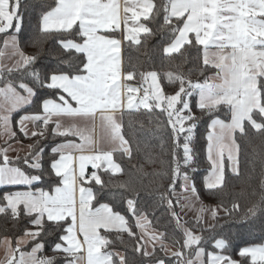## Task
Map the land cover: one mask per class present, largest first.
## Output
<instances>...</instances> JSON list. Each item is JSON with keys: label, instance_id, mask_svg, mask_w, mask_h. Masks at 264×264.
Here are the masks:
<instances>
[{"label": "snow or ice", "instance_id": "snow-or-ice-1", "mask_svg": "<svg viewBox=\"0 0 264 264\" xmlns=\"http://www.w3.org/2000/svg\"><path fill=\"white\" fill-rule=\"evenodd\" d=\"M22 4L0 0V216L24 221L20 235L0 239V264H128L126 255L108 250L112 233L121 242L126 233L151 264H243L249 258L264 264V244L239 248L241 260H235L226 254L225 237L206 242L203 236L217 228L205 225L206 215L216 221L221 211L231 216L239 210L238 202L230 208L204 202L222 191L226 168L239 175L237 135L248 128L264 133V0H124L123 9L119 0H55L38 18V31L54 37L53 48L34 41L35 52L23 42ZM121 33L137 46L168 33L162 54L202 50L199 67L189 75L163 73L175 86L167 93L157 71L125 68ZM192 71L202 82L190 78ZM137 76L140 83H130ZM141 109L159 113L170 141L160 145L162 171L155 175L167 183L158 186L151 213L139 192L104 200L112 181L103 176L123 172L114 154L133 156L124 116ZM202 123L210 170L201 188L195 165ZM24 139L32 142L20 155ZM159 206L181 239L152 229L149 216ZM185 209L195 213L192 226L180 215ZM245 217L264 223V197Z\"/></svg>", "mask_w": 264, "mask_h": 264}, {"label": "trees", "instance_id": "trees-1", "mask_svg": "<svg viewBox=\"0 0 264 264\" xmlns=\"http://www.w3.org/2000/svg\"><path fill=\"white\" fill-rule=\"evenodd\" d=\"M55 0H23L22 10L24 12V39L25 49L28 52H35L36 47L33 46L34 41H41L43 48L48 50L53 48L52 41L54 37L44 38L38 31V18L42 10L48 6H54ZM159 3V0H157ZM154 30L157 25H151ZM2 38V36H0ZM168 38V33L157 34L154 37L147 38L146 42L140 46L124 41L122 55L123 64L126 69L134 67L137 72L155 70L162 75V83L164 90L167 93L175 91V86L169 85L167 80L163 78V73L172 71H183L185 75H189V68H197L202 57V50L186 49L184 57L175 55L171 58L165 57L162 54V44ZM56 54L59 49H54ZM185 57L189 61L184 62ZM180 65V68H176ZM209 72L207 75H211ZM190 78L193 81L203 80L198 71H192ZM135 80H140L137 76ZM197 116L200 115L198 110H194ZM221 118L225 116V110L220 112ZM159 113H148L141 109L137 113L124 116V134L129 139L132 145V159L122 157L119 153L114 154L117 163H120L123 172L115 176L105 174L103 179L111 183L104 189V200L119 202L122 198L132 196L134 192H139L141 205L147 202V210L151 213L153 205L156 204L158 197L155 192L161 183H167L155 173L162 171V166L159 163L161 147L164 143H169L168 130L163 126V118L159 117L161 123L157 126V118ZM141 122L143 127H141ZM207 134L206 123L200 124L197 131V160L196 165L199 171L196 173L198 186L203 187V178L210 170L209 162L207 161L204 146L206 141L204 137ZM58 139V138H57ZM32 141L24 139L23 144H29ZM239 144V175L233 174L226 168V182L220 193L213 197H205L204 202L208 205H217L221 201L224 206L231 207L233 202H238L240 207L238 212H233L231 216H227L223 211L219 213V219L213 221L217 225L215 233L211 231L203 232L205 241H210L213 235L217 238L225 237L231 247L228 249V255L235 260H241L238 255V250L241 247L262 244L264 243V223L261 218H246L247 210L253 205L259 204L261 198L264 197V133H257L251 128H248L247 135H237ZM166 150V149H165ZM24 155V154H21ZM47 159V157H46ZM122 183L127 184V188H122ZM15 190V189H12ZM123 206V205H121ZM177 211H180L179 208ZM182 212H180L181 215ZM184 213V212H183ZM182 217V216H181ZM188 218V219H187ZM189 226H192L193 217H187ZM151 227L157 232H166L169 237L175 232L177 239H181V233L175 231V222L171 220L167 210L163 206L156 207L154 215H150ZM246 221V222H245ZM206 225V224H205ZM223 225V227H219ZM24 226V221L19 223L13 221L9 217L0 216V239L3 236L15 237L21 234ZM134 231L136 229L134 228ZM196 231L199 233V229ZM116 233L110 234L109 238L113 241L108 246V250L120 251L128 260V264H151L149 258L143 257L136 253L134 249L135 242L126 234H121L123 239H116ZM172 250H176V245L171 243V239L166 241ZM208 250H212L211 243H206ZM50 254V253H49ZM163 255V253H158ZM243 264H251L250 258L243 261Z\"/></svg>", "mask_w": 264, "mask_h": 264}, {"label": "crops", "instance_id": "crops-1", "mask_svg": "<svg viewBox=\"0 0 264 264\" xmlns=\"http://www.w3.org/2000/svg\"><path fill=\"white\" fill-rule=\"evenodd\" d=\"M119 3H120V5H121V9H123V5H124V0H119ZM122 33L120 34V36H121V39H122ZM123 43H124V41H123V39H122V49H123ZM123 54V53H122ZM122 59H123V55H122ZM202 82V81H201ZM130 83H132L133 85H138L139 83H140V80L138 81V80H133V81H131ZM24 145H25V148H24V150H27V144H25L24 143ZM22 153H20V155H21ZM10 155H13V156H15L16 155V153H10ZM77 155H78V153H77ZM115 159V158H114ZM116 161V160H115ZM117 162V161H116ZM88 171H91V167L89 166L88 167ZM77 197H78V193H77ZM4 237H10V236H3L1 239H3ZM262 244H264V243H262ZM255 245H260V244H255ZM250 246V245H249ZM30 247V246H29ZM117 252H119V253H121V254H123L122 252H120V251H117ZM3 257V248L2 247H0V258H2Z\"/></svg>", "mask_w": 264, "mask_h": 264}, {"label": "rangeland", "instance_id": "rangeland-1", "mask_svg": "<svg viewBox=\"0 0 264 264\" xmlns=\"http://www.w3.org/2000/svg\"><path fill=\"white\" fill-rule=\"evenodd\" d=\"M27 150H23V151H21L20 153H22V154H24L25 152H26ZM208 174V173H207ZM206 174V175H207ZM214 206V205H213ZM184 212V213H183ZM182 213H181V216H182V218L183 219H186L187 217H193L194 218V216H195V213H193V212H191V211H189V210H187V209H185L184 211H183ZM188 219V218H187ZM213 222V220L211 219V217H210V215H206L205 216V219H204V223L206 224V225H208V224H211ZM153 229V228H152Z\"/></svg>", "mask_w": 264, "mask_h": 264}]
</instances>
